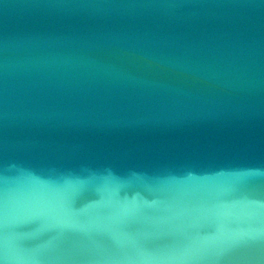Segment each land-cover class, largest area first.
Wrapping results in <instances>:
<instances>
[{
	"label": "water",
	"instance_id": "95a60500",
	"mask_svg": "<svg viewBox=\"0 0 264 264\" xmlns=\"http://www.w3.org/2000/svg\"><path fill=\"white\" fill-rule=\"evenodd\" d=\"M0 264H264V0H0Z\"/></svg>",
	"mask_w": 264,
	"mask_h": 264
}]
</instances>
